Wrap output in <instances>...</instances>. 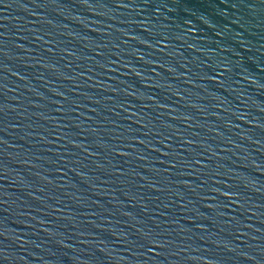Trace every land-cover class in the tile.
<instances>
[{
	"label": "water",
	"instance_id": "1",
	"mask_svg": "<svg viewBox=\"0 0 264 264\" xmlns=\"http://www.w3.org/2000/svg\"><path fill=\"white\" fill-rule=\"evenodd\" d=\"M0 264H264V0H0Z\"/></svg>",
	"mask_w": 264,
	"mask_h": 264
}]
</instances>
